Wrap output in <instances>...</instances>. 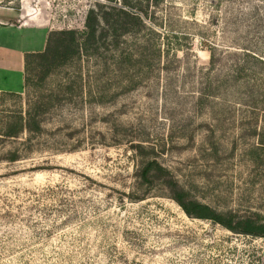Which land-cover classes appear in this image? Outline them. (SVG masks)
Instances as JSON below:
<instances>
[{
	"label": "rangeland",
	"instance_id": "rangeland-1",
	"mask_svg": "<svg viewBox=\"0 0 264 264\" xmlns=\"http://www.w3.org/2000/svg\"><path fill=\"white\" fill-rule=\"evenodd\" d=\"M125 1L140 4L145 31L51 76L31 64L23 88L16 51L42 53L51 32H84L96 4ZM0 9H25L33 26H0V84L18 92H0V264H262L264 239L188 217L139 172L156 158L190 200L264 221V143L251 135L264 134V0Z\"/></svg>",
	"mask_w": 264,
	"mask_h": 264
},
{
	"label": "trees",
	"instance_id": "trees-1",
	"mask_svg": "<svg viewBox=\"0 0 264 264\" xmlns=\"http://www.w3.org/2000/svg\"><path fill=\"white\" fill-rule=\"evenodd\" d=\"M139 5L137 3L135 9L126 1L123 6L112 2L96 4L87 14L84 32L74 30L51 32L42 53L28 54L25 57V86L27 71L31 64L37 63L40 66L41 77L51 76L71 61H76L84 55L97 58L105 50L119 48L122 38L137 36L145 31L147 23ZM30 130V123L26 121L21 125L20 133ZM251 135L259 137L260 144L264 143V134L258 131V128H255ZM5 137L14 136L7 134ZM133 149L142 156L156 155L154 151L146 152L141 145ZM6 159L15 163L18 156L11 154ZM139 178L149 192L156 184H163L173 195L174 201L190 218L211 220L232 233L264 239V221H258L253 217L235 219L232 215L220 216L208 206L190 200L173 175L164 169L156 158L142 168Z\"/></svg>",
	"mask_w": 264,
	"mask_h": 264
},
{
	"label": "crops",
	"instance_id": "crops-1",
	"mask_svg": "<svg viewBox=\"0 0 264 264\" xmlns=\"http://www.w3.org/2000/svg\"><path fill=\"white\" fill-rule=\"evenodd\" d=\"M0 12H2V14H0V26H3V27H7V24L10 20L14 21L16 20L17 21V27H11V29L13 30H16L17 31V34L21 36V34H23L25 31L27 30H30V29H33L31 26L32 23L31 21H29V23L25 22L23 19L26 17V15H23L24 12H26L25 9H23L22 11H18V10H13V9H8V10H3V9H0ZM8 14V18L6 17L5 14ZM16 13H20V15H16ZM19 19V21H18ZM22 20L25 22V23H21ZM20 23V24H19ZM27 23V24H26ZM40 28H37L36 30H38ZM16 53L18 54V57H17V61H18V66L21 68V72H22V81H23V88L25 87V57L26 55H28V51L26 49H20L18 51H16ZM34 54V53H32ZM6 82L7 79H6ZM3 83V84H0V92H4V93H18L16 91H14L13 88L14 85H9L7 83Z\"/></svg>",
	"mask_w": 264,
	"mask_h": 264
},
{
	"label": "water",
	"instance_id": "water-1",
	"mask_svg": "<svg viewBox=\"0 0 264 264\" xmlns=\"http://www.w3.org/2000/svg\"><path fill=\"white\" fill-rule=\"evenodd\" d=\"M212 233H213V230H210V232H209V235L211 236V235H212Z\"/></svg>",
	"mask_w": 264,
	"mask_h": 264
}]
</instances>
